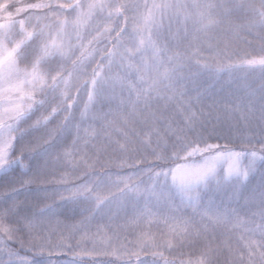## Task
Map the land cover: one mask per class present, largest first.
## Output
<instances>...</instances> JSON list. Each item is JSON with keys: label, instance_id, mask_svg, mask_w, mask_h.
<instances>
[{"label": "snow or ice", "instance_id": "snow-or-ice-1", "mask_svg": "<svg viewBox=\"0 0 264 264\" xmlns=\"http://www.w3.org/2000/svg\"><path fill=\"white\" fill-rule=\"evenodd\" d=\"M0 264H264V0H0Z\"/></svg>", "mask_w": 264, "mask_h": 264}, {"label": "trees", "instance_id": "trees-1", "mask_svg": "<svg viewBox=\"0 0 264 264\" xmlns=\"http://www.w3.org/2000/svg\"><path fill=\"white\" fill-rule=\"evenodd\" d=\"M252 47L253 48H258L259 47L258 42H254ZM247 51H251V49H249L246 44L241 43L240 46H239V49H238L239 54L241 56H243L244 53L247 52ZM239 75L243 76V73H240ZM129 239H131V237H129ZM65 258L68 260V259H71L72 257L70 255H68V256H63V257H54L53 259L62 260V259H65Z\"/></svg>", "mask_w": 264, "mask_h": 264}, {"label": "rangeland", "instance_id": "rangeland-1", "mask_svg": "<svg viewBox=\"0 0 264 264\" xmlns=\"http://www.w3.org/2000/svg\"><path fill=\"white\" fill-rule=\"evenodd\" d=\"M182 2H184V0H182ZM187 2H191V0H187ZM63 261H66L67 259H62Z\"/></svg>", "mask_w": 264, "mask_h": 264}]
</instances>
